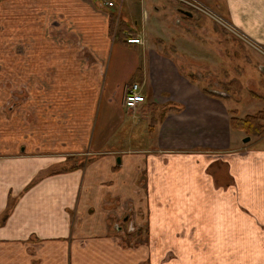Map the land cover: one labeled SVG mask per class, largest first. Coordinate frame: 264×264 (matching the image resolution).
Wrapping results in <instances>:
<instances>
[{"label":"crops","instance_id":"0c3cea01","mask_svg":"<svg viewBox=\"0 0 264 264\" xmlns=\"http://www.w3.org/2000/svg\"><path fill=\"white\" fill-rule=\"evenodd\" d=\"M94 2H1L0 81L9 74L26 96L0 113V264H264V150L236 153L230 104L191 84L179 61L140 44L142 110L182 108L150 130L153 149L114 156L108 147L133 136L97 141L112 40ZM224 4L229 25L264 48V0ZM8 96L0 90V107ZM142 190L147 244L126 249L109 216L140 208Z\"/></svg>","mask_w":264,"mask_h":264},{"label":"rangeland","instance_id":"374dc122","mask_svg":"<svg viewBox=\"0 0 264 264\" xmlns=\"http://www.w3.org/2000/svg\"><path fill=\"white\" fill-rule=\"evenodd\" d=\"M4 1L8 0H0V5ZM113 1L117 5L111 9L102 8L94 2L98 12L107 13L109 16V36L112 40L104 83L108 93L100 101L94 127H99L98 142L106 139L113 142L118 141L120 137L130 138L129 136L131 138L133 136L136 141L132 144L126 141L124 145L113 142L108 148H116L113 150L116 153L114 156H122L117 154L116 150L122 152V150H132L134 147L142 150L153 149L155 144L151 140L150 130L152 131L154 123L160 121L163 115L162 111L144 107V110L141 108L137 112V118L128 117L129 112L126 111L123 100L124 88L140 78L147 62L146 46L140 44L131 46L122 42L129 38H139L138 36L141 35L142 42L149 41L164 56L179 61L183 65L182 74L187 79L194 76L196 83H190L198 85L204 93L210 90L216 95H219V92L230 95L229 99L216 98L228 102L230 109L237 113L238 118L257 114L264 109V48L236 32L229 25L225 0ZM156 8L160 10L157 11ZM180 9L192 13V17L182 14ZM50 12L52 11L44 13L48 14V24L58 19V15L54 17ZM111 17L115 18L112 27ZM123 22H127L136 36L125 32V38H121ZM2 26L1 24L0 30ZM4 42H6L5 36L0 34V47ZM150 43L147 47L152 49ZM1 67L3 69L4 65H0V69ZM14 80L6 74L0 81V90L9 92V96L0 107L1 114H8L10 108L20 106L19 100L26 96V93L16 92L18 89L16 90L13 85ZM144 117L147 122H144ZM231 117L232 113L229 111V118ZM121 123L127 124L126 128L120 129L119 137H114L113 133ZM230 128L232 129L231 125ZM234 132L239 139L237 146L232 147L236 153L246 154L245 151L249 148L264 150V133L260 136H252L243 131L234 130ZM246 138H250V141L243 143ZM231 152L233 153V150ZM89 157L90 155H83L77 159V167H85ZM138 180L143 188V175ZM137 195L139 198L136 197L134 201L139 199L140 202L141 199L140 208L117 207L114 210L121 218L109 216L110 234L114 235L118 232L123 238L121 243L126 249H135L147 244V210L143 207L145 193L142 190V193Z\"/></svg>","mask_w":264,"mask_h":264},{"label":"trees","instance_id":"16d2710c","mask_svg":"<svg viewBox=\"0 0 264 264\" xmlns=\"http://www.w3.org/2000/svg\"><path fill=\"white\" fill-rule=\"evenodd\" d=\"M114 21H115V18L111 17V23H110L111 27L113 26ZM126 23L127 22H123L121 24L122 25L121 31H120L121 38H125L124 37L125 32H129V35L136 36L134 30H132ZM133 34H135V35H133ZM122 40H124V39H122ZM122 42L128 44L126 40H124ZM194 78H195L194 76H190L188 79L190 80L191 83L195 84L196 81ZM205 93L208 94L209 96H212V97H219L218 95H216L213 92L205 91ZM149 109L151 110L150 107H149ZM153 109H155V111L156 110L160 111V108H158V107H153ZM170 111L180 113V112H182V108L177 107V106H173V105H168L166 110H164L162 112V114H163L162 118L167 113H169ZM230 113H232V117L230 118V125H231L232 129L238 130V131H243L246 134L252 135V136L253 135L254 136H260V135H262V133H264V109L257 114L247 115L244 118H238L237 113L234 110L230 111ZM160 122H161V120L158 121L157 123H154L153 129H155L159 125ZM153 129H152V131H153Z\"/></svg>","mask_w":264,"mask_h":264},{"label":"built area","instance_id":"2783aa9c","mask_svg":"<svg viewBox=\"0 0 264 264\" xmlns=\"http://www.w3.org/2000/svg\"><path fill=\"white\" fill-rule=\"evenodd\" d=\"M99 6L104 8H114L117 4L113 0H94ZM128 44H141L142 41L139 38H129ZM146 103V98L142 94V86L139 83H134L129 86L124 97V106L129 112V115L136 118L137 112Z\"/></svg>","mask_w":264,"mask_h":264},{"label":"water","instance_id":"95a60500","mask_svg":"<svg viewBox=\"0 0 264 264\" xmlns=\"http://www.w3.org/2000/svg\"><path fill=\"white\" fill-rule=\"evenodd\" d=\"M180 12H181L182 14L188 16V17H192V13H190V12H188V11L181 10ZM249 141H250V138H246V139L244 140L245 143H247V142H249ZM118 162H120V160H118Z\"/></svg>","mask_w":264,"mask_h":264},{"label":"flooded vegetation","instance_id":"af4514ba","mask_svg":"<svg viewBox=\"0 0 264 264\" xmlns=\"http://www.w3.org/2000/svg\"><path fill=\"white\" fill-rule=\"evenodd\" d=\"M11 109V108H10Z\"/></svg>","mask_w":264,"mask_h":264}]
</instances>
